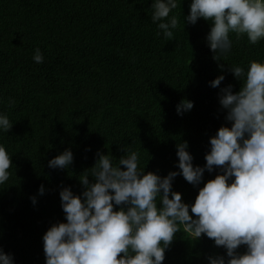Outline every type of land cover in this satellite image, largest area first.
Listing matches in <instances>:
<instances>
[{
    "label": "trees",
    "instance_id": "1",
    "mask_svg": "<svg viewBox=\"0 0 264 264\" xmlns=\"http://www.w3.org/2000/svg\"><path fill=\"white\" fill-rule=\"evenodd\" d=\"M190 3L177 0L170 40L151 20L152 0H0V113L12 122L8 133L0 131L12 160L10 181L0 186V248L15 264H45L43 234L66 222L59 192L82 193L79 176L98 152L119 160L129 147L145 172L163 177L178 171L177 144L187 141L194 166L206 163L210 137L228 123L220 88L241 86L229 65L264 60V39L253 45L230 34L232 49L217 61L206 40L210 22H184ZM37 48L43 63L32 59ZM221 74V85L211 87ZM184 99L194 106L178 115ZM65 149L72 164L49 168ZM219 171L205 170L199 186L177 175L172 190L194 203ZM218 255L225 249L212 239L178 232L163 264H208Z\"/></svg>",
    "mask_w": 264,
    "mask_h": 264
},
{
    "label": "clouds",
    "instance_id": "2",
    "mask_svg": "<svg viewBox=\"0 0 264 264\" xmlns=\"http://www.w3.org/2000/svg\"><path fill=\"white\" fill-rule=\"evenodd\" d=\"M176 7L177 0L151 4L152 22L170 40L178 27L177 17H170ZM183 18L193 25L199 18L210 22L206 40L217 61L232 49L230 34L246 36L253 45L264 39V0H191ZM32 59L44 62L39 48ZM229 70L241 86L236 92L231 84L220 88L219 104L228 123L210 137L206 163L194 166L187 141L177 144L178 171L163 177L145 172L140 153L129 147L119 160L98 152L95 164L79 176L82 193L76 195L70 187L59 192L66 222L52 224L43 234L45 264H163L178 232L192 240L204 235L225 249L226 255L209 256L208 264H264V60L229 65ZM224 79L219 75L211 87ZM193 106L184 99L176 106L177 114ZM11 127L8 116L0 113V131L8 133ZM73 159L65 149L48 167L66 169ZM11 167V155L0 144V186L10 181ZM214 168L219 173L199 187L194 203H185L172 190L177 175L199 186L205 170ZM38 192L44 194L43 185ZM30 199L35 205L36 196ZM0 264H15L2 248Z\"/></svg>",
    "mask_w": 264,
    "mask_h": 264
}]
</instances>
